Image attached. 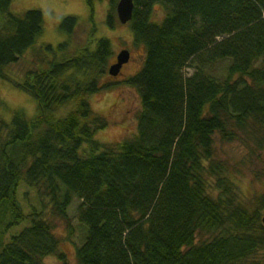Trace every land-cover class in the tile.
Wrapping results in <instances>:
<instances>
[{
	"label": "trees",
	"instance_id": "trees-1",
	"mask_svg": "<svg viewBox=\"0 0 264 264\" xmlns=\"http://www.w3.org/2000/svg\"><path fill=\"white\" fill-rule=\"evenodd\" d=\"M119 1L86 0L84 43L75 39L79 18L65 17L66 40L42 46V59L14 81L7 70L36 45L44 14H14L12 0H0V80L31 95L39 111L0 118V241L28 223L0 242V264H45L51 256L71 264L50 218L67 220L75 199L87 231L77 264H264V192L255 208L239 202L216 144L246 139L264 151V66L256 67L264 58V0H134L128 26L146 55L126 83L140 95L138 128L101 144L96 134L108 122L88 99L115 88L114 52L109 39L96 38L95 17L106 2L115 30ZM224 61L218 77L213 68ZM22 183L42 210L25 213ZM198 234L209 240L197 243Z\"/></svg>",
	"mask_w": 264,
	"mask_h": 264
},
{
	"label": "rangeland",
	"instance_id": "rangeland-1",
	"mask_svg": "<svg viewBox=\"0 0 264 264\" xmlns=\"http://www.w3.org/2000/svg\"><path fill=\"white\" fill-rule=\"evenodd\" d=\"M30 10L41 11L44 14V31L36 45L25 54L23 59L7 70L8 75L14 81H20L24 71L35 66L42 59L37 53V50L42 46L56 47L66 40L67 37L60 31V24L65 17L76 16L79 18L82 26L75 38L79 44L84 43L86 29L91 24L86 0H12V13L22 14ZM161 17L162 9L157 6L155 18L161 19ZM106 18V2H98L95 17L96 38H107L111 41L114 52L113 63L116 62L118 54L126 49L130 51L131 59L118 78H110V81L115 84L112 91L101 92L88 99L94 114L104 117L108 122V128L96 134V140L101 144L119 143L137 132L141 99L138 90L127 85L126 81L140 71L146 55L144 48L134 47V35L130 26L121 25L118 22L116 29L112 30L108 27ZM229 63V61L217 63L213 68L214 73L218 77H224ZM263 66L264 58L259 61L256 67ZM192 72L193 70L190 68L185 70L187 76H190ZM0 97L4 104L0 109V118L7 122L12 120L17 111H23L29 117H35L39 112L38 104L31 95L16 89L3 80H0ZM72 106L73 104L62 109L61 115H58L66 116L72 110ZM216 144L219 159L230 164L227 171L230 177L234 178L238 187L239 202L250 209L255 208L257 197L264 192V151L259 150L256 144L248 142L246 139L223 143L217 138ZM25 195H27L26 199ZM18 199L27 215L30 214L33 207L42 210L36 191L28 188L25 183L21 184ZM81 203L82 201L78 199L73 201L67 220L50 218L61 242L60 250L67 255L71 264H77V248L82 245L87 234L86 227L78 220V209ZM50 209V206H47L44 210L47 217ZM27 226L28 223L25 222L13 229L0 242L6 245L12 235H17ZM208 240V235H197V243ZM1 250L2 247H0ZM44 263L56 264L57 258L55 256L48 257Z\"/></svg>",
	"mask_w": 264,
	"mask_h": 264
},
{
	"label": "water",
	"instance_id": "water-1",
	"mask_svg": "<svg viewBox=\"0 0 264 264\" xmlns=\"http://www.w3.org/2000/svg\"><path fill=\"white\" fill-rule=\"evenodd\" d=\"M135 10L134 0H120L116 6L118 19L122 25H127L133 19ZM131 59V53L128 50H123L117 56V61L109 68V74L112 77H118L123 67L129 63ZM264 224V217H263Z\"/></svg>",
	"mask_w": 264,
	"mask_h": 264
}]
</instances>
